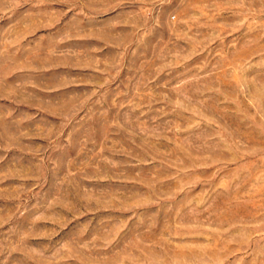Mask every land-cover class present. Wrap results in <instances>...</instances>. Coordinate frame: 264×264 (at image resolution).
Segmentation results:
<instances>
[{"label":"rangeland","instance_id":"obj_1","mask_svg":"<svg viewBox=\"0 0 264 264\" xmlns=\"http://www.w3.org/2000/svg\"><path fill=\"white\" fill-rule=\"evenodd\" d=\"M0 264H264V0H0Z\"/></svg>","mask_w":264,"mask_h":264}]
</instances>
